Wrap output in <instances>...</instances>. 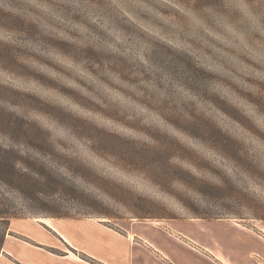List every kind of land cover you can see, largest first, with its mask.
Instances as JSON below:
<instances>
[{
  "label": "rangeland",
  "instance_id": "rangeland-1",
  "mask_svg": "<svg viewBox=\"0 0 264 264\" xmlns=\"http://www.w3.org/2000/svg\"><path fill=\"white\" fill-rule=\"evenodd\" d=\"M16 116L93 134L60 145L103 178L92 219H204L176 228L218 261L264 262V0H0V131Z\"/></svg>",
  "mask_w": 264,
  "mask_h": 264
},
{
  "label": "trees",
  "instance_id": "trees-1",
  "mask_svg": "<svg viewBox=\"0 0 264 264\" xmlns=\"http://www.w3.org/2000/svg\"><path fill=\"white\" fill-rule=\"evenodd\" d=\"M7 122L12 126L0 131V253L13 218L108 216L89 192L103 178L69 147L60 148L70 140H92V133H65L64 140L37 121L16 116ZM211 138L239 156L237 137L218 131Z\"/></svg>",
  "mask_w": 264,
  "mask_h": 264
},
{
  "label": "crops",
  "instance_id": "crops-1",
  "mask_svg": "<svg viewBox=\"0 0 264 264\" xmlns=\"http://www.w3.org/2000/svg\"><path fill=\"white\" fill-rule=\"evenodd\" d=\"M218 221L244 228L231 221ZM51 222L53 226L44 222L41 226L30 218L11 219L0 264H205V259L213 264H228L218 261V256H211L212 249L193 232L190 235L176 228L192 224L187 228L202 230L204 219L171 220L165 227L143 222L125 232L92 218H53ZM151 228L161 233V245L143 234ZM261 238L264 240V235ZM184 249L194 252L198 258L191 260ZM260 262L256 264H264Z\"/></svg>",
  "mask_w": 264,
  "mask_h": 264
},
{
  "label": "bare ground",
  "instance_id": "bare-ground-1",
  "mask_svg": "<svg viewBox=\"0 0 264 264\" xmlns=\"http://www.w3.org/2000/svg\"><path fill=\"white\" fill-rule=\"evenodd\" d=\"M42 222H44L48 226H53V223L51 222L50 219L45 218V219L42 220Z\"/></svg>",
  "mask_w": 264,
  "mask_h": 264
}]
</instances>
